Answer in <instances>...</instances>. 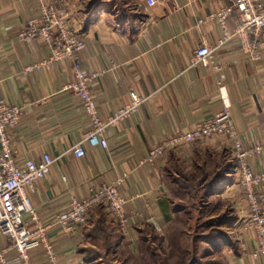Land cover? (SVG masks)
Masks as SVG:
<instances>
[{
    "label": "crops",
    "instance_id": "crops-1",
    "mask_svg": "<svg viewBox=\"0 0 264 264\" xmlns=\"http://www.w3.org/2000/svg\"><path fill=\"white\" fill-rule=\"evenodd\" d=\"M46 1L67 13L71 27L85 39L81 63L90 73L99 116L105 120L134 97L144 99L135 114L106 130L108 148L90 145L85 139L92 128L90 116L76 93L66 88L73 79L72 59L25 70L53 52L44 38L18 37L27 21L39 14L40 0H0V98L24 107L12 130L16 156L24 161L48 153L55 159L48 177L27 190L40 222L50 225L48 235L58 255L55 264H92L85 249L91 228L103 216L118 246L127 243L134 252L144 225L161 226L170 217L173 184L195 169L209 175L201 178L200 186L212 189V195L234 198L240 212L244 198L236 174L230 175L233 149L225 137L196 141L167 151L154 163L146 161L149 150L166 137L218 113L223 107L221 86H225L243 142L262 146L249 158L250 164L255 172L264 171V44L255 60L234 38L216 50L218 70L192 64L199 45L217 47L223 37L217 20L203 24L199 20L227 1L156 0L154 6L147 0ZM236 22V17L230 19L231 29ZM77 145L84 148L85 156L74 154ZM123 172H129L121 188L129 198V231L123 234L108 211L102 213L100 208L74 232L64 231L57 217L71 197H85L93 186ZM237 236L236 246L226 249V264H264L251 255L254 234L240 227ZM0 250L6 251L10 264H23L1 231ZM29 254L34 264H52L44 247Z\"/></svg>",
    "mask_w": 264,
    "mask_h": 264
},
{
    "label": "built area",
    "instance_id": "built-area-1",
    "mask_svg": "<svg viewBox=\"0 0 264 264\" xmlns=\"http://www.w3.org/2000/svg\"><path fill=\"white\" fill-rule=\"evenodd\" d=\"M226 1L218 11L199 20V24L217 20L223 30V37L217 47L206 43L199 45L195 50L193 65L218 70L220 65L215 58L216 50L234 38L240 40L243 50L252 59L260 58V47L264 44V0ZM156 2L147 0L150 6H154ZM235 11L237 14H234ZM233 17H236L237 22L231 29L229 21ZM18 37L23 41L41 37L53 45L50 57L28 66L26 72L50 68L53 62L64 58L72 59L73 79L66 88L76 93L90 116L92 128L86 133L85 139L94 147L108 148L106 130L135 114L144 99L134 97L105 120L99 116L89 85L90 73L81 63V52L86 47L85 39L71 27L68 14L59 10L54 3L40 0L39 14L27 21ZM221 91L223 107L218 113L196 123L190 129L163 139L149 150L146 161L154 163L167 151L196 141L225 137L233 149L234 168L244 198L239 215L241 228L254 234L255 247L251 253L252 257L264 260V171L255 172L249 161L252 155L262 151V146L245 145L235 123L225 86H221ZM23 111V106L10 105L0 98V231L17 249L23 264H34L29 253L38 247H44L50 263L55 264L58 255L55 244L48 235L50 225L40 222L27 191L36 181L48 177L55 159L48 153H44L40 159L29 158L20 161L17 158L12 144V130L18 125ZM74 154L83 157L86 152L82 146L77 145ZM128 177L129 172H123L110 182L93 186L85 197L72 196L68 207L58 215L57 223L64 231L72 233L94 209L103 206L122 233L126 234L131 221L126 210L129 198L122 193L121 188ZM27 218L33 221V226ZM0 264H10L5 250H0Z\"/></svg>",
    "mask_w": 264,
    "mask_h": 264
},
{
    "label": "rangeland",
    "instance_id": "rangeland-1",
    "mask_svg": "<svg viewBox=\"0 0 264 264\" xmlns=\"http://www.w3.org/2000/svg\"><path fill=\"white\" fill-rule=\"evenodd\" d=\"M232 160L229 170L233 177L236 172ZM204 176L209 175L195 169L178 178L179 183L173 184L171 190L170 217L161 226L144 225L134 252L127 243L120 242L118 246L115 237L112 242L107 237L106 229L98 237L91 236L90 244L85 249L87 258L92 264H208V261L226 264V249H230L231 245L236 246L242 225L238 201L228 196L222 197L220 193L212 195V189L200 186ZM97 208L102 213L106 210L103 206ZM217 219H224L225 223ZM214 231L225 234L215 233L218 236L210 242Z\"/></svg>",
    "mask_w": 264,
    "mask_h": 264
},
{
    "label": "trees",
    "instance_id": "trees-1",
    "mask_svg": "<svg viewBox=\"0 0 264 264\" xmlns=\"http://www.w3.org/2000/svg\"><path fill=\"white\" fill-rule=\"evenodd\" d=\"M226 219V218H225ZM220 220H222V219H220ZM220 220H216V221H219V222H222V223H225V221H224V219H223V221H220ZM107 229V231H108V238H110V239H112V242H113V240H115V238H114V234L112 233V230H111V228H110V226L108 225V224H106V222H105V220L104 219H101V220H99L98 222H97V224L95 225V227L93 228V230L91 231V233H90V235L92 236V237H94V236H96V237H98L100 234L99 233H102V231L103 230H106ZM215 230H219V229H215ZM219 234V233H221L222 235H224L225 233H223V232H221V231H214V234L213 235H211V241L210 242H212L213 240H214V238H216L218 235H216V234ZM226 240V239H225ZM115 241H117V240H115ZM208 262H210V263H208V264H219V263H217V262H213V261H208ZM193 264V263H192Z\"/></svg>",
    "mask_w": 264,
    "mask_h": 264
}]
</instances>
